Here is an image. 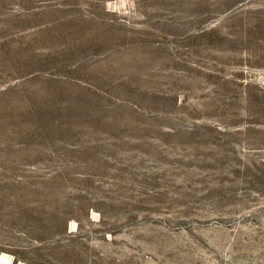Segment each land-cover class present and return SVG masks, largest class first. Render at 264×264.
Here are the masks:
<instances>
[{
    "label": "rangeland",
    "instance_id": "rangeland-1",
    "mask_svg": "<svg viewBox=\"0 0 264 264\" xmlns=\"http://www.w3.org/2000/svg\"><path fill=\"white\" fill-rule=\"evenodd\" d=\"M0 264H264V0H0Z\"/></svg>",
    "mask_w": 264,
    "mask_h": 264
}]
</instances>
